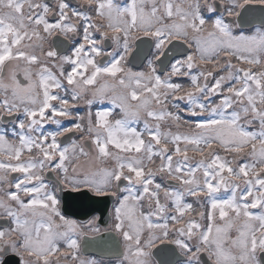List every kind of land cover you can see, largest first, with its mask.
<instances>
[{"label": "snow or ice", "instance_id": "1", "mask_svg": "<svg viewBox=\"0 0 264 264\" xmlns=\"http://www.w3.org/2000/svg\"><path fill=\"white\" fill-rule=\"evenodd\" d=\"M0 264H264V0H0Z\"/></svg>", "mask_w": 264, "mask_h": 264}]
</instances>
